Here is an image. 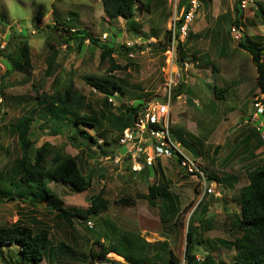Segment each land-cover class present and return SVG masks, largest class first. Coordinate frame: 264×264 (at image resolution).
Returning a JSON list of instances; mask_svg holds the SVG:
<instances>
[{"label":"rangeland","instance_id":"rangeland-1","mask_svg":"<svg viewBox=\"0 0 264 264\" xmlns=\"http://www.w3.org/2000/svg\"><path fill=\"white\" fill-rule=\"evenodd\" d=\"M234 4L235 0H201L189 28L193 36L182 44L186 70L178 66L183 62L177 60L178 52L174 63L180 72L175 89L180 82L184 86L173 96L171 128L186 139L190 148L181 144L185 151L217 182L219 196L201 195L196 178L185 174L176 158H171L168 165L159 163L170 198L151 205L144 195L148 184L160 179L158 165L147 176L132 173L128 163L120 165L103 158L124 150L114 144L120 119L125 118L123 104L159 99L165 93L173 64L168 53L153 43L164 42L174 12L171 1L153 0L149 11L135 8L130 19L109 20L101 0H0V37L16 33L5 54L15 58L21 41L26 40L31 63L26 71L10 69L0 54V226L20 222L34 231H47L49 244L40 264H135L132 260L169 264L168 251L178 264H185L186 229L199 202L200 216L195 220L197 264H203L207 254L217 264H231L234 251L227 242L235 234L231 220L240 211V189L248 183L246 172L264 162L263 155L258 161L246 159L242 165L232 150L242 137L256 141L261 136L253 119L254 101L261 92L259 88L256 91L257 72L249 53L238 47L231 33L233 25L239 26L242 40L264 45V1L241 11L238 25L234 23ZM74 29H84L102 43H110L119 68L111 69L108 58L88 39L81 48L77 41L67 40L68 31ZM85 76L113 77L127 92L105 105L104 95L87 84ZM70 84L95 110L98 121L94 126H73L77 114L89 113L87 108L80 112L71 108L63 112V120L48 114L49 119L43 113L45 103L36 93L63 92ZM214 88L224 91L215 97ZM30 112L34 117L30 156L47 142L48 165L57 152L76 157L82 174L92 176L88 190L76 193L64 183L49 182L55 197H43L41 204L1 197L10 180L16 181L18 176L20 151L12 123ZM75 128L93 136L97 144L83 141ZM95 194L107 200V208L85 219L76 218L71 226L57 220L55 210L46 206L48 200L56 205L61 202L69 211H82ZM120 197H129L134 204L117 203ZM113 248L131 262L110 250ZM106 250L109 252L98 256ZM0 264H5L2 258Z\"/></svg>","mask_w":264,"mask_h":264},{"label":"trees","instance_id":"trees-1","mask_svg":"<svg viewBox=\"0 0 264 264\" xmlns=\"http://www.w3.org/2000/svg\"><path fill=\"white\" fill-rule=\"evenodd\" d=\"M152 2L153 0H101L102 9L109 20H116L118 18L130 19L133 17L135 8L149 11ZM234 10V23L238 25V16L242 11L239 6V0H235ZM180 22L181 21H179V23ZM8 36L6 48L0 51V54L8 61V68L17 71H23L25 69L24 71H26L27 68L31 66L29 45L26 40L21 41V45H19L18 49L15 51L17 52L16 57H11L10 53L5 54V52L8 50L12 39L16 38V33H9ZM192 36L191 32H189L186 41ZM168 38L169 32L167 30L164 36V42L157 41L153 44L160 45L163 50H165ZM70 39L77 41L80 48L83 46L84 41L88 39L93 45L100 49L102 57L108 58L111 69L119 68V65L113 60V47L110 43H102L99 39L91 37L84 29L68 31L67 40ZM182 44L183 43H178L177 45V52L179 53L178 61L185 58ZM238 47L249 53L257 72V87L264 95V45L244 38V40L241 39L238 41ZM84 80L87 84L104 95V103L108 106L110 105L109 98L115 97L120 99V95L122 96L127 92L123 85L110 76H85ZM183 86V82L178 84L173 93L174 97L180 94ZM223 91V89L219 91H217L216 88L213 89L215 97H218ZM36 98L44 101L45 104L42 111L46 114L45 116L50 114L54 115L53 117L55 118L63 120L65 118L63 112L71 108L80 112L83 108H87L89 113L81 112L77 114L73 126L82 124L92 127L98 121L95 110L89 103H86L85 97L82 94L72 89L71 84L68 85L63 92L56 91L52 94L41 93V95L36 93ZM144 103L145 102L138 100L136 103L123 104L125 118L120 119L118 125L119 132L132 123L134 117ZM57 112H61L62 114ZM48 117L49 116H47V118ZM33 121L34 117L30 112L29 114L18 117L16 121L12 123V128L16 134L20 151V158L18 160L19 166L16 171L18 176L16 181H14L13 178L10 180V186L7 188V191H3L1 197L5 199H15V197H17L26 203L41 204V199H43V197H50L51 199L55 197L48 188L49 182L64 183L70 187L71 191L76 193L88 190L92 184V176L90 174H82L76 157L57 152L48 165L45 159L49 154L50 144L47 142H44L41 146L36 148L33 151V156H30L32 145L30 127ZM53 128V131L59 132L55 127ZM74 132L80 134L83 141L97 144L96 139L83 129L78 128L77 130L75 128ZM171 132L183 146L188 149L190 148L186 139L182 138L181 135H177L175 129H171ZM178 132L180 133L183 131L181 130ZM186 134L190 133L186 132ZM73 139V137L70 138L71 141H73ZM114 144H117V138ZM98 146L101 147L100 145ZM158 168L160 170V179L157 182L148 184L147 193L144 195V198L151 205H155L158 200L167 201L170 198L167 181L159 163ZM139 174L145 175V172L141 171ZM146 175L148 176L149 174ZM246 177L248 183L240 189V195L238 197L240 204L239 214L235 215L231 220V229L234 230L235 234L233 235V239L227 242V245L234 251V258L231 264H264V162L247 171ZM208 179L212 180L209 176ZM11 181H13V183ZM47 202L46 206L55 210L56 219L61 220L68 226H71L76 218L85 219L101 210H105L108 204L107 200L104 199L101 194L92 195L90 197L89 206L82 211H69L62 207L61 202H58L57 205L52 201L49 202L47 200ZM116 202L128 206L134 204V201L129 197H120ZM199 204L192 211L186 229L184 250L185 264H197L195 249L199 241L197 240L198 232L196 230L197 226L195 220L200 216ZM173 211H175V209H173ZM219 241L221 244L224 243L222 240ZM48 244V233L44 229L42 230V228L34 231L29 225L20 222L12 225L0 226V258L4 260L5 264L6 262L7 264H27L26 262L40 264L45 256ZM110 250L131 262L132 259L130 260L128 256L124 253L122 254L119 249L113 248ZM108 252L109 250L103 253L99 252L98 256L102 257ZM132 261H134L135 264H139L138 261ZM168 262L169 264H178V259L171 251H168ZM203 264L217 263L213 260L212 255L207 254Z\"/></svg>","mask_w":264,"mask_h":264},{"label":"built area","instance_id":"built-area-1","mask_svg":"<svg viewBox=\"0 0 264 264\" xmlns=\"http://www.w3.org/2000/svg\"><path fill=\"white\" fill-rule=\"evenodd\" d=\"M174 12L169 23L166 53L169 55L173 71L166 80L165 93L159 99L153 98L145 101L142 108L137 112L132 123L124 127L117 137V147H122L123 152L116 151L105 156L103 159L111 160L115 164L128 163L131 172L139 174L149 168H155L164 159L176 158L179 169L185 174L194 176L201 187V195L208 194L219 196L217 182L209 180L204 170L199 166L196 159L188 154L179 141L171 132V107L174 89L180 80V72L174 64L178 43H183L189 34V28L201 6L200 0H170ZM264 0H239L242 11L256 7L257 2ZM179 21H181L179 23ZM231 33L235 40H241L239 26H232ZM6 35V34H5ZM0 37V51L6 48L7 37ZM8 36V35H7ZM105 37V35H104ZM127 43V46H130ZM177 62V61H176ZM186 70L187 62L178 65ZM179 68V69H180ZM263 97H256L254 101L255 112L253 119L256 121L263 116L260 127L261 137L264 143V102ZM112 101V98H109ZM101 144V141H98Z\"/></svg>","mask_w":264,"mask_h":264},{"label":"crops","instance_id":"crops-1","mask_svg":"<svg viewBox=\"0 0 264 264\" xmlns=\"http://www.w3.org/2000/svg\"><path fill=\"white\" fill-rule=\"evenodd\" d=\"M256 91H258V87L256 88ZM261 96H264V95L261 93L260 97ZM172 118H173V115L171 116V119ZM246 120L247 119H244L243 122H246ZM262 120H263V116L259 117L256 121H254L256 124L254 126H255V128L257 127L256 129H259V134L261 133V130L263 129L262 127H260ZM187 130L189 132H191L194 137L196 136V137L200 138L199 135L195 134L190 128H187ZM237 145H238V143H236L235 146L232 147V150L234 151V153L238 154V158L241 160L242 165L246 164V162H244V160H246V159H250L251 161H258L264 155V143H263L261 136L257 137L256 141L251 140V137H242L239 145L238 146ZM168 161H169V159L168 160L164 159L159 163H161L162 166H164V164L168 165V163H169ZM196 161H197V159H196ZM152 170H154V169L149 168V169H145L144 172H145V174H152Z\"/></svg>","mask_w":264,"mask_h":264},{"label":"clouds","instance_id":"clouds-1","mask_svg":"<svg viewBox=\"0 0 264 264\" xmlns=\"http://www.w3.org/2000/svg\"><path fill=\"white\" fill-rule=\"evenodd\" d=\"M9 36H7V38H8ZM213 180V179H212Z\"/></svg>","mask_w":264,"mask_h":264}]
</instances>
